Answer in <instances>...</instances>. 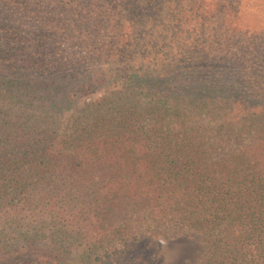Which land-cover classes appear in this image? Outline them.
<instances>
[{
	"label": "trees",
	"instance_id": "16d2710c",
	"mask_svg": "<svg viewBox=\"0 0 264 264\" xmlns=\"http://www.w3.org/2000/svg\"><path fill=\"white\" fill-rule=\"evenodd\" d=\"M117 1L81 57L49 33L106 2L0 0V264H96L139 223L205 235L193 264H264V31L237 26L240 0H129L156 13L120 19Z\"/></svg>",
	"mask_w": 264,
	"mask_h": 264
},
{
	"label": "rangeland",
	"instance_id": "374dc122",
	"mask_svg": "<svg viewBox=\"0 0 264 264\" xmlns=\"http://www.w3.org/2000/svg\"><path fill=\"white\" fill-rule=\"evenodd\" d=\"M66 1L72 2L75 0ZM99 1L107 3V6H105V9L101 10V12L97 9L101 6L99 5L98 7H95V11L80 9L77 13L79 14L78 17L70 15L67 18L69 19L68 25L64 22L66 19H63L62 23L58 27L53 28L51 33H49L50 35L48 36V40L50 44H55L56 47H65L69 52L75 53V56L81 55V57L84 55L85 50L90 49L93 51L92 54H95L96 48H99L104 44H108L111 40L114 25L108 24L106 17L108 13L115 10H112L110 6L112 0H95L96 3ZM128 1L129 0H120V2L125 4L124 8L126 10H122V7L116 9V11L122 10L117 19H120L121 17H132L129 14H132L134 17L141 18L143 15H152L156 13V5L144 7L141 10L133 12V8L131 6L128 7L127 5ZM159 1L160 6L164 0H157L156 3ZM204 3L207 7H209V5L214 6L215 2L205 0ZM238 4L239 10L235 16L238 17L237 21H240L243 24L238 22L237 26H247L252 31H264V0H240ZM0 7H2V5H0ZM207 11H209V9ZM59 12H61V9H59ZM232 14V11L226 12L227 17H231ZM73 19H79V21L77 22ZM240 24L243 26H240ZM34 26H36V24ZM212 27H216V25L212 24ZM31 31L34 30L31 29ZM38 34L41 33L35 32L34 36H37ZM84 66L87 68L86 64H84ZM97 96V93L93 91L87 96L82 97L80 103L78 104V110H65L57 114V122L54 123V125L56 127H60L57 128L58 130L62 131L68 129L66 130V133H71L72 130L77 127L74 120L78 116H81L84 112H82V110L87 108V104L95 101ZM87 122L90 123V120ZM79 126L84 125L81 124ZM249 139V137H245L240 141L233 140L232 146L240 143H247ZM135 226L139 229L137 232H131L132 230H130L129 234L121 236V239L109 238L108 234H103L101 237L102 239L99 240V245L95 248V258L97 259L95 261L96 264H109L108 261L111 260H115L114 263H121L124 261L123 264H142L146 259L149 261L148 263H150V261H153L152 259H156V253L159 255L157 260L162 264H193L200 261V259L205 256L207 251L206 236L199 232H195L192 229L168 225L161 226V229H166V237L159 236L150 238L147 237V235L140 237V234L143 231H146V229L155 228L154 224L148 228L146 225L144 226L140 223ZM149 233L150 230H148L147 234ZM157 247H159V251H157ZM84 248L85 247L77 248V253H81ZM153 254L155 256H153ZM100 259L102 260L100 261Z\"/></svg>",
	"mask_w": 264,
	"mask_h": 264
}]
</instances>
